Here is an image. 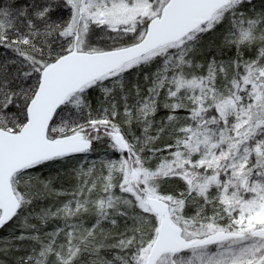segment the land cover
<instances>
[{
	"label": "snow or ice",
	"instance_id": "obj_1",
	"mask_svg": "<svg viewBox=\"0 0 264 264\" xmlns=\"http://www.w3.org/2000/svg\"><path fill=\"white\" fill-rule=\"evenodd\" d=\"M0 264H264V0H0Z\"/></svg>",
	"mask_w": 264,
	"mask_h": 264
}]
</instances>
